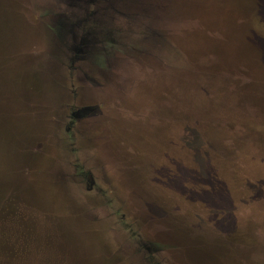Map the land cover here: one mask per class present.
Returning <instances> with one entry per match:
<instances>
[{
	"label": "rangeland",
	"instance_id": "obj_1",
	"mask_svg": "<svg viewBox=\"0 0 264 264\" xmlns=\"http://www.w3.org/2000/svg\"><path fill=\"white\" fill-rule=\"evenodd\" d=\"M130 1L0 0V264H264V0Z\"/></svg>",
	"mask_w": 264,
	"mask_h": 264
},
{
	"label": "water",
	"instance_id": "obj_2",
	"mask_svg": "<svg viewBox=\"0 0 264 264\" xmlns=\"http://www.w3.org/2000/svg\"><path fill=\"white\" fill-rule=\"evenodd\" d=\"M182 1L183 0H181V1L180 0H177V1L176 0H131L130 2H131V8H133L135 10V12H136V10L141 9V8L146 9L148 5H151L153 7V9L158 10L159 9L158 7L164 4L163 7H160V8H162V10L165 11L166 14H168V13L172 14V13L176 12L175 10L179 9L180 4L183 5V3H181ZM159 3H162V4L159 5ZM175 3H177V4L175 5ZM39 10H40L39 15L41 18L42 17L44 18V17H46V15L50 14V11H48L47 9H40L39 8ZM63 22H66V21H65V19H62L61 17L60 18L57 17L55 19L50 18L46 21V24H48L47 26L49 27V28H47V30L51 32L50 34L45 35V38L47 39L48 42L53 43V28H52L53 26H54L55 31L58 33V37L59 38L64 37L63 34H65V32H66V31L64 32V30H66V26L69 23L64 24ZM69 25H71V24H69ZM78 46L79 47L76 49L77 50L76 52H80V51L82 52V48L84 46L83 43L79 44ZM101 59H102V57H101ZM47 62H49V61L47 60ZM51 65L53 66V63H51ZM49 68L51 69V66H49ZM43 69L44 68H42L40 66V63H38V68H36L37 74L39 76L42 75V77L45 80H47L49 83L53 84V73L51 75H49V77H47L48 70L47 69L43 70ZM45 71H47V73H45ZM52 71H53V69H52ZM42 73H44V74H42Z\"/></svg>",
	"mask_w": 264,
	"mask_h": 264
},
{
	"label": "trees",
	"instance_id": "obj_3",
	"mask_svg": "<svg viewBox=\"0 0 264 264\" xmlns=\"http://www.w3.org/2000/svg\"><path fill=\"white\" fill-rule=\"evenodd\" d=\"M190 17V16H189ZM175 19H178V20H189L190 18H186V17H184L183 15L182 16H178V17H176ZM180 20V21H181ZM197 22H195L194 20H193V29L196 31V29L197 30H200V29H202L204 26L202 25V23L200 22V24L202 25H198V24H196ZM205 28V27H204ZM206 28H209V27H206ZM205 33H208V32H205ZM208 35L209 36H211L212 34H209L208 33ZM210 59H211V57H209ZM209 62H211V60L209 61ZM60 232V231H59ZM53 233L55 234H57V231H53ZM59 235V234H58ZM57 238H59V237H57ZM56 237H54L53 236V264H66V260H67V258H68V256H69V254H70V252H69V254H67V252L66 253H64V252H62V254L63 255H61V252H59L58 251V248H59V240L57 239ZM28 243V242H27ZM26 246V245H25ZM47 253V252H46ZM45 252H44V254H46ZM62 257H64V260L62 259ZM59 258V259H58ZM73 261H74V257H73V255L71 254L70 255V257H69V259H68V263L67 264H74L73 263ZM75 262V261H74Z\"/></svg>",
	"mask_w": 264,
	"mask_h": 264
},
{
	"label": "flooded vegetation",
	"instance_id": "obj_4",
	"mask_svg": "<svg viewBox=\"0 0 264 264\" xmlns=\"http://www.w3.org/2000/svg\"><path fill=\"white\" fill-rule=\"evenodd\" d=\"M76 94V93H75ZM77 95V94H76ZM71 114V116H72V114H73V111L70 113ZM72 122H73V120H72ZM67 130H69V127H67ZM88 183H91L90 181H88ZM236 248V247H235ZM241 249H239L238 251H236V250H234V252H232V254H234L235 253V255H239L240 253H241V251H240ZM240 251V252H239ZM239 252V253H238ZM243 252V251H242Z\"/></svg>",
	"mask_w": 264,
	"mask_h": 264
}]
</instances>
